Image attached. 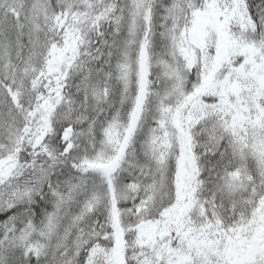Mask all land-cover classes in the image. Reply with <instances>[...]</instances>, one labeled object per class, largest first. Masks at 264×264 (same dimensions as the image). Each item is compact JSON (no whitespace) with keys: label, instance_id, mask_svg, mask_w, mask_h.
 Listing matches in <instances>:
<instances>
[{"label":"snow or ice","instance_id":"snow-or-ice-1","mask_svg":"<svg viewBox=\"0 0 264 264\" xmlns=\"http://www.w3.org/2000/svg\"><path fill=\"white\" fill-rule=\"evenodd\" d=\"M0 264H264V0H0Z\"/></svg>","mask_w":264,"mask_h":264},{"label":"trees","instance_id":"trees-1","mask_svg":"<svg viewBox=\"0 0 264 264\" xmlns=\"http://www.w3.org/2000/svg\"><path fill=\"white\" fill-rule=\"evenodd\" d=\"M3 217H0V219H2Z\"/></svg>","mask_w":264,"mask_h":264}]
</instances>
